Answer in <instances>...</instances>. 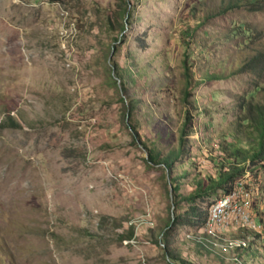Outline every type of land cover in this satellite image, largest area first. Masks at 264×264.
Wrapping results in <instances>:
<instances>
[{
	"label": "rangeland",
	"instance_id": "374dc122",
	"mask_svg": "<svg viewBox=\"0 0 264 264\" xmlns=\"http://www.w3.org/2000/svg\"><path fill=\"white\" fill-rule=\"evenodd\" d=\"M256 52L264 0H0V264H239L244 241L256 249L245 264H264V160L234 189L252 223L210 224L202 244L176 227L181 262L155 241L184 206L170 179L184 194L214 175L218 144L239 135L247 103L264 102V66L240 69ZM213 71L224 78L204 80ZM121 96L135 102L129 121ZM184 124L171 171L147 165Z\"/></svg>",
	"mask_w": 264,
	"mask_h": 264
},
{
	"label": "trees",
	"instance_id": "16d2710c",
	"mask_svg": "<svg viewBox=\"0 0 264 264\" xmlns=\"http://www.w3.org/2000/svg\"><path fill=\"white\" fill-rule=\"evenodd\" d=\"M126 14L128 15L129 13H127V6L125 5L119 15L124 19ZM120 30H124V23L122 22L120 23ZM263 66L264 54L262 52H256L243 62V65L240 69L261 72V67ZM111 72L113 74V83L120 81L122 85L124 76L121 72V69L116 67L114 69H111ZM184 72L187 82V69ZM223 78L224 75H222L221 72L213 71L206 74L204 80H218ZM122 88H124L123 85ZM187 94L188 92L184 91V97H186ZM120 99L125 109L124 120L129 121L135 107V102L131 98L127 101L122 96L120 97ZM244 109L245 116L242 119L244 122L242 124L243 128L239 131V135L236 136L234 142H226V140L223 139V142H221V144H218L217 146L219 154L216 157V165L218 166V168L214 175L207 174L199 176L194 180L191 190L184 194L178 193L180 183L177 182V179H179V176L178 178L170 179L171 190L173 192L172 200L174 202V205L177 208L179 203L183 202L184 206L180 208L181 210L179 213H175L173 214V216H170L167 219L164 227L158 234L159 236H162L161 240H155L158 245L163 246L162 249L169 261H184L179 257V254L176 248H174L171 239L172 233L174 232L175 228L185 226L193 229V232H191L189 236H195V242L197 243L202 244L206 240H210L211 235L206 232L210 225L208 215L210 204L228 193L231 194L235 188L239 187L237 183L241 181L240 178H242L244 175L249 173L248 171H250L247 166L249 165V163L251 165H256L258 162L264 160V102H249L245 105ZM9 122L11 125L10 127H15L17 125L16 122L10 119ZM126 124H128L129 127L134 130V127L131 126L130 122ZM186 132V124H184L181 127V131L179 132L178 145L175 148L169 149L164 154L161 151L157 150L155 147L151 146L148 149L149 157L148 159H145V163L152 166L160 165L166 171V173L171 171L173 163L175 161H178L185 152L184 137L186 135ZM242 137H245V141H248V146H244L243 140L241 139ZM241 185L242 188L247 190L248 187L245 184L241 183ZM209 195L221 196L208 204L206 208H202L200 202H203L204 198ZM258 222L259 224H262L264 228V221L259 218ZM241 225L245 227L251 226L250 224L246 223H243ZM197 230H201V233L199 234ZM261 232H263V230H258L256 232L249 230L248 233L249 237L254 239V237L260 235ZM132 236L133 230L130 229L125 235L122 236V238L130 239ZM244 242L242 243L244 244V246H239V244H237L239 246V249L234 254L236 255L235 260L239 264L246 263L244 260L245 256H252L254 255L253 253H256V249H254L251 244L249 245L248 243L247 245V243Z\"/></svg>",
	"mask_w": 264,
	"mask_h": 264
},
{
	"label": "bare ground",
	"instance_id": "6f19581e",
	"mask_svg": "<svg viewBox=\"0 0 264 264\" xmlns=\"http://www.w3.org/2000/svg\"><path fill=\"white\" fill-rule=\"evenodd\" d=\"M235 191L236 190H234L229 195H236ZM223 197L217 200H221L223 199ZM224 211H229V212H227L226 215H215V209L210 206L208 210L210 224L216 226L217 228H227L231 225L232 226L239 225V223L242 222V218L244 217V212L240 208H237V206L235 205V196H232L230 197V199L224 201Z\"/></svg>",
	"mask_w": 264,
	"mask_h": 264
},
{
	"label": "built area",
	"instance_id": "2783aa9c",
	"mask_svg": "<svg viewBox=\"0 0 264 264\" xmlns=\"http://www.w3.org/2000/svg\"><path fill=\"white\" fill-rule=\"evenodd\" d=\"M232 196H238V195H229L228 193L223 197V199L217 200L213 204H210V206L215 209V215H226V213L229 212V211H224V201L230 199V197ZM242 221H250L252 223L250 216H246V212L244 215V219H242Z\"/></svg>",
	"mask_w": 264,
	"mask_h": 264
},
{
	"label": "water",
	"instance_id": "95a60500",
	"mask_svg": "<svg viewBox=\"0 0 264 264\" xmlns=\"http://www.w3.org/2000/svg\"><path fill=\"white\" fill-rule=\"evenodd\" d=\"M170 197H171V199H172V196H171V194H170Z\"/></svg>",
	"mask_w": 264,
	"mask_h": 264
}]
</instances>
